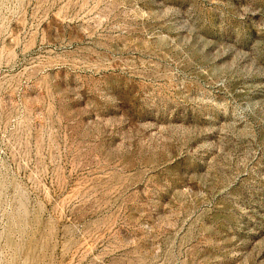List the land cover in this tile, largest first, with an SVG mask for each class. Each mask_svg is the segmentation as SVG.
I'll return each instance as SVG.
<instances>
[{"label": "rangeland", "instance_id": "rangeland-1", "mask_svg": "<svg viewBox=\"0 0 264 264\" xmlns=\"http://www.w3.org/2000/svg\"><path fill=\"white\" fill-rule=\"evenodd\" d=\"M0 264H264V0H0Z\"/></svg>", "mask_w": 264, "mask_h": 264}]
</instances>
